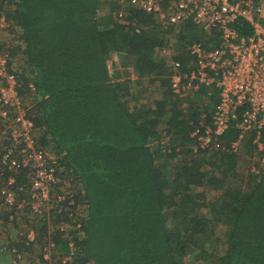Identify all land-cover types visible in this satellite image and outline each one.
Returning a JSON list of instances; mask_svg holds the SVG:
<instances>
[{
  "label": "trees",
  "instance_id": "16d2710c",
  "mask_svg": "<svg viewBox=\"0 0 264 264\" xmlns=\"http://www.w3.org/2000/svg\"><path fill=\"white\" fill-rule=\"evenodd\" d=\"M175 1L163 0L162 9ZM5 30L14 35L0 42L6 70L33 123L35 149L58 180L57 200L33 216L32 170L3 171L0 180L14 179L22 205L0 195V229L15 230L0 234L6 264H27L35 251L55 264H186L189 257V264H264V127L247 133L237 154L228 148L234 126L216 149H195L191 134L211 124L216 89L200 85L178 97L169 86L175 71L194 69L191 46L221 47L218 32L191 17L164 27L152 14L103 0H0ZM115 55L134 69V81L110 74ZM8 145L1 140V156ZM255 154L261 166L238 168L241 156Z\"/></svg>",
  "mask_w": 264,
  "mask_h": 264
},
{
  "label": "built area",
  "instance_id": "2783aa9c",
  "mask_svg": "<svg viewBox=\"0 0 264 264\" xmlns=\"http://www.w3.org/2000/svg\"><path fill=\"white\" fill-rule=\"evenodd\" d=\"M103 1L152 14L164 27L191 17L205 31L219 33L220 48L205 51L200 45L191 46L188 53L194 69L186 74L175 71L170 77V90L178 97L196 92L200 85L212 86L218 94L211 124L191 134L195 149H216L219 139L234 126L237 136L228 148L237 154L247 133H259L264 127V0H176L166 10L162 9L163 0ZM239 24L246 26L249 34L239 35ZM33 137V123L25 115L15 78L8 74L0 53V142L9 143L0 155V178L5 169L32 170L27 205L33 216H41L43 207L57 200L52 192L58 180L47 168L44 154L35 149ZM13 183L14 179H8L0 189L4 204L9 206L20 204L10 189Z\"/></svg>",
  "mask_w": 264,
  "mask_h": 264
},
{
  "label": "rangeland",
  "instance_id": "374dc122",
  "mask_svg": "<svg viewBox=\"0 0 264 264\" xmlns=\"http://www.w3.org/2000/svg\"><path fill=\"white\" fill-rule=\"evenodd\" d=\"M14 39V35L13 34H10V32H7V30H5V31H0V42L1 41H5V43H7V44H9V42L10 41H12ZM171 45V47H172V49H173V46H172V44H170ZM8 46V45H7ZM112 60H114L115 61V63L117 64V69L116 68H112V61H109L108 62V67H109V72H110V74H112V73H115V72H118V73H120V72H123L124 74H125V78H127V79H130L131 81H134L135 79H136V75H135V72L133 73L132 71H130V69L129 68H123L122 67V64L123 63H118L117 61H119V58H118V56H116L115 55V58H113ZM14 64V63H13ZM18 64H19V62H18ZM16 66V65H15ZM15 66L14 65H12L11 66V68H12V70H14L15 69ZM121 74V73H120ZM144 90H146L147 89V85H145V87L143 88ZM148 91H151V90H148ZM151 92H153V91H151ZM156 96V95H155ZM240 154H243L242 152H240ZM242 157V160L240 159L239 160V163H238V168L241 170H243V169H246V168H250V167H252V165H254V164H257V163H259V166H261V164L263 163L262 161H261V157H260V155H258V154H255L254 155V157L252 158V159H245L246 157L245 156H241ZM243 157H245V158H243ZM252 169V168H251ZM244 171V170H243ZM244 174H247V172H244ZM1 179V178H0ZM2 185H3V181L2 180H0V189L2 188ZM53 193V192H52ZM1 198V197H0ZM0 202H1V200H0ZM29 203V202H28ZM27 203V204H28ZM47 209L50 207L49 205H46L45 206ZM0 209H1V205H0ZM31 214H32V212H31V209L30 208H28L27 209ZM1 224V223H0ZM17 225H18V227H19V229L20 230H28V228H27V226L24 224V223H22V221H18V223H17ZM70 227L68 226V225H65L64 227H62V229H69ZM13 231H15L13 228H12V226H4V227H2V229H0V234H1V236H8V237H10V235L9 234H13ZM32 236H34V234L32 233L31 234ZM215 238V237H214ZM4 242V240L3 239H1L0 238V247H2L3 246V243ZM211 246L212 247H214L212 244H211ZM211 247V248H212ZM52 251H50V253H51ZM208 252H210V255L213 257V256H215V249L213 248L212 250H210V247H209V249H208ZM28 254V256L30 257V258H28L27 259V264H40L41 263V261L42 262H47L48 260V264H55L56 263V261H57V258H55V257H52V256H49V255H47L45 258L44 257H40V252L39 251H35L34 253H27ZM9 255H5V254H3V252H1L0 251V263L1 264H6V262L8 261V260H6V262L3 260V259H5L6 257H8ZM58 257H59V254L57 255ZM52 257V258H51ZM50 258V259H49ZM190 257L189 258H186L185 259V263L186 264H189L190 263ZM44 262V263H45ZM10 262H8L7 264H9ZM42 264V263H41Z\"/></svg>",
  "mask_w": 264,
  "mask_h": 264
},
{
  "label": "crops",
  "instance_id": "0c3cea01",
  "mask_svg": "<svg viewBox=\"0 0 264 264\" xmlns=\"http://www.w3.org/2000/svg\"><path fill=\"white\" fill-rule=\"evenodd\" d=\"M130 69V71L135 72L134 69L132 67H128Z\"/></svg>",
  "mask_w": 264,
  "mask_h": 264
},
{
  "label": "clouds",
  "instance_id": "9594fccd",
  "mask_svg": "<svg viewBox=\"0 0 264 264\" xmlns=\"http://www.w3.org/2000/svg\"><path fill=\"white\" fill-rule=\"evenodd\" d=\"M134 73V72H133Z\"/></svg>",
  "mask_w": 264,
  "mask_h": 264
}]
</instances>
